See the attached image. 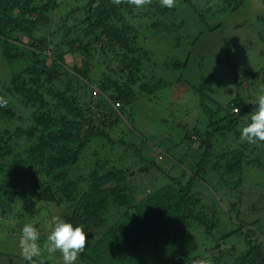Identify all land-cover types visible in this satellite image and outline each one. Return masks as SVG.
I'll return each mask as SVG.
<instances>
[{"label": "trees", "instance_id": "trees-1", "mask_svg": "<svg viewBox=\"0 0 264 264\" xmlns=\"http://www.w3.org/2000/svg\"><path fill=\"white\" fill-rule=\"evenodd\" d=\"M184 1L202 26L195 41L222 28L210 23V1L206 7L199 0ZM221 1L230 11L246 4V0ZM64 4L65 13L60 11ZM136 9L112 0H0V54L16 66L9 80L0 81V96L8 100L7 107H0L1 214L14 216L19 199L57 205L70 202L60 217L73 227L83 226L87 238L75 264H192L201 258L224 264L222 247L234 237L239 241L230 252L234 264H264V207L259 199L249 203L245 191L250 168L264 177V143L240 140V129L250 123L246 117L254 110L240 94L246 82L260 73L239 72L232 64L236 84L226 102L209 97L202 84L196 87L179 75L176 81L199 95L200 113L177 128L171 112L157 115L161 124L171 128L149 143L138 128L148 120L150 110L144 112V107L157 99L158 91L172 85L166 75L175 76L189 67L193 52L185 56L160 53L152 44L146 45L149 32L130 20L136 17ZM169 9L159 6L158 11L144 14L154 19L151 28L156 32L180 29L181 24L169 17L177 6ZM257 19L264 22V15ZM185 43L196 44L190 34L180 32L173 48L179 50ZM68 53L80 54V62L66 65ZM98 54L105 67L91 79L92 60ZM151 62L152 70L145 66ZM157 68L165 73L159 74ZM13 98L30 110L29 117L15 130L1 131L2 122L17 117ZM136 108L143 117L139 122ZM117 129L120 135L115 139ZM98 142L110 144L108 151L95 146ZM139 144L164 149L163 161L146 158ZM182 144L189 148L175 157ZM122 145L127 146L126 153L116 155ZM123 155L129 156L130 167L120 165ZM153 170L161 171L164 181L155 177L147 182L152 188L139 198L128 176ZM205 183L215 185L207 199L210 204L199 196L198 186ZM256 185L262 188L264 181L258 179ZM111 210L117 216L109 224ZM255 211L261 212L260 217L251 221L245 217ZM232 214L239 221L235 228L230 227L235 223ZM191 232L201 234L200 243L197 239L191 243ZM9 261L22 264L17 259ZM38 264L51 262L40 259Z\"/></svg>", "mask_w": 264, "mask_h": 264}, {"label": "rangeland", "instance_id": "rangeland-1", "mask_svg": "<svg viewBox=\"0 0 264 264\" xmlns=\"http://www.w3.org/2000/svg\"><path fill=\"white\" fill-rule=\"evenodd\" d=\"M209 1L212 9L208 12L210 23L213 26L220 24L222 25V28L213 32V35L206 34V37H203L198 41H195V39L199 37V30L197 28L201 30L202 26L198 22L194 11L189 8L188 5H184V0H175V6H177L178 10H172L169 13V17H172L176 23L181 24L180 29L175 32H156L157 30L151 28L154 19L149 16H144L146 12L153 13L158 11V7L161 6L160 0H152V6L146 5L137 8L136 17L130 18V20L137 26L140 27V25H142L141 31L149 32L145 38V44H152L155 51H159L160 53L162 51H169L172 54L175 53L184 56L189 51L190 54L193 52V60L189 67L182 73H177L175 76L166 75L168 79L172 80V85L158 91L157 94H155L157 99L153 102L151 101V105L147 104L144 107V112L150 110L148 120L145 124L140 123L138 128L149 138V143L158 141L159 136L166 135L170 130L169 128H171L161 124L157 115L169 116L168 113L171 112L176 120L174 127L177 128L178 124L189 123L194 115L200 113L199 95L193 89H189L188 85L176 81L181 74H183L184 78L189 81L191 85L199 87L202 84V88L208 96L210 95L209 97L226 102L233 97L230 91L235 89L236 84L232 79V64L235 65L236 71L239 72L245 70L251 73L259 72L260 74L256 80H252L248 85L246 82V85L242 88L240 94L242 98L245 99L246 104H250V106L255 109L253 101L260 94V88L264 87V22H260L257 19V16L264 15V0H246L245 6L239 11H230L231 9L228 8L227 4L221 0H199V5L205 6ZM63 6L64 7L60 11L65 13L68 9L65 4ZM130 16L131 15H129V17ZM150 28L151 31H149ZM180 32H187L190 34L192 40L196 42V44L187 45V43H185L179 50L174 49L173 45L175 36ZM260 34L262 36H260ZM99 56L100 55L98 54L92 60L95 68H93V72L90 75L91 79L97 78L105 67V64L102 63ZM80 59V54L74 55L68 53L66 54V65L73 67L76 61L80 62ZM152 63L153 62L146 64L145 66L152 70ZM199 63H202L201 67H199ZM15 69L16 66L9 65L0 54V81L9 80ZM63 69L66 68L64 67ZM157 72L162 75L165 73L159 68H157ZM96 86H98L97 83ZM1 88L0 85V91ZM12 102L13 108L18 113L17 117L8 120V123L2 122L1 131L6 127L15 130L18 126L24 124L29 117L30 110L28 108L23 107L15 98L12 99ZM138 110L139 109L136 108V110L133 111L135 112V115L137 114L135 116L136 121L139 122L143 117H141ZM133 111L128 110V113L130 114ZM125 124V122H122V127ZM119 135L120 131L118 129L113 132V137L115 139H117ZM169 136L173 138L171 132L169 133ZM97 144L99 149L105 151H108L110 147V144L104 146L103 142L95 143V146H97ZM139 146H142L143 154L146 158L157 157L159 158V161L163 159L162 157L160 158V155H162L164 149L157 148L156 146L146 147L141 144H139ZM126 147V145H122V150H118L117 148L115 151L116 155L124 153ZM180 147V149H177V153L174 152L173 155L175 157H178V154H183L186 149L189 148V146H185L184 144ZM128 153L130 156H134L131 152L128 151ZM88 156L92 157L90 152ZM91 160L92 158L90 159V162ZM119 163L122 167H130L131 160L128 155H123L122 160ZM83 164H88V162L84 161ZM142 165L143 162L137 164L133 168L134 171H138ZM166 169L171 171L173 175H178L175 170L173 171L171 168L167 167ZM258 171L259 170H254L252 168L248 170L247 180L245 181V184H247L245 185V191L249 194L247 196V200L249 199L250 201H248L249 203L253 201L257 202L259 199L261 200V205L264 207V186L260 188L259 185H256L258 179L264 181V177H262ZM180 173L181 171L179 174ZM155 177L159 178V182H163V179L165 178L161 171L153 170L145 175L143 173L136 176L129 175L128 180L136 190L137 196L142 198L148 195L151 190L150 188H152V183L147 182L152 181V179L154 180ZM212 187H215V185L211 183L200 184L198 186L201 190L199 195L201 200L208 202L209 204L211 201H207V199L210 198V194H212L210 189ZM260 189L261 192L259 191ZM69 205L70 202L57 205L55 203L42 204L26 202L19 199L13 208L14 216L10 215L11 218L1 214L2 207L0 206V264H9V260L11 259H17L18 262L24 264L25 260L20 255V249L18 247L23 226L27 223L33 224L41 233L40 243L43 245L49 231L48 221H50L53 216L60 217L61 213L64 211L63 209ZM206 208L208 209V205ZM225 208L228 209L229 207L226 205ZM211 209H213V206ZM260 213V211H255V213L247 212L245 217L251 221L256 219V217H260ZM116 216L117 214L115 211L111 210L108 213L110 219L109 224H112ZM220 217L223 221H226L225 216L221 215ZM232 218L235 223L234 225L229 226L235 228L239 221L235 214H232ZM226 228L229 229L227 226ZM200 235L199 232H197V234L191 232V243L196 244V239L197 243H200ZM238 238L241 241L242 238ZM238 242L239 241L236 240V237H234L230 242V245L222 247L225 252L223 253V257L226 260V263L224 262V264H234L235 260L230 252H233V246L237 245ZM34 259L36 260V264H38L40 259L48 260L51 264H63V258L60 252H56L52 257H49L47 252H44L41 257H36Z\"/></svg>", "mask_w": 264, "mask_h": 264}, {"label": "clouds", "instance_id": "clouds-1", "mask_svg": "<svg viewBox=\"0 0 264 264\" xmlns=\"http://www.w3.org/2000/svg\"><path fill=\"white\" fill-rule=\"evenodd\" d=\"M114 4L127 2L137 8L149 5L152 0H112ZM161 6L175 7V0H160ZM260 94L253 101L255 109L249 117L250 123L240 129V140L250 144L264 143V87L260 88ZM8 100L0 96V107H7ZM239 113V109H236ZM49 231L46 240L41 245V233L31 223L23 226L19 238L18 247L20 255L29 264H36L34 258L41 257L47 252L52 257L56 252H60L63 258V264H75L81 253L85 251L87 238L83 226H76L66 222L59 216H53L48 221ZM192 264H211L208 258L193 260Z\"/></svg>", "mask_w": 264, "mask_h": 264}]
</instances>
